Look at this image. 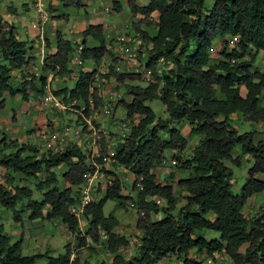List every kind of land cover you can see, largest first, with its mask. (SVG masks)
Returning a JSON list of instances; mask_svg holds the SVG:
<instances>
[{
  "label": "trees",
  "instance_id": "16d2710c",
  "mask_svg": "<svg viewBox=\"0 0 264 264\" xmlns=\"http://www.w3.org/2000/svg\"><path fill=\"white\" fill-rule=\"evenodd\" d=\"M59 1L63 8H80L93 0ZM210 1L206 6V0H148L144 5L125 0L131 14L142 16L131 23V30L143 44H149L141 62L142 69L149 72L148 82L144 86L124 83L140 81L142 75L120 72L113 67L117 57L106 48L101 25L95 24L80 33L82 38L91 37L96 45L82 44L72 87L52 90L64 100L75 99L85 108L89 99L93 107H99L102 99L92 86L97 71L80 67L85 60L99 64L105 55L110 63L107 71L98 76H112L116 83L125 84L124 93L130 97L129 101L119 97L115 103L124 110L127 119L136 116L137 121L119 138L112 158L114 165L128 169L133 175L131 188H135L140 178L141 189L132 202L139 240L136 253L128 259L117 253L128 245L129 239L115 231L117 220L112 213L102 212L108 199L129 198L121 194L122 183L114 173L106 170V174L114 176L111 185L101 198L85 207L82 217L86 226L82 231L68 207L78 200L77 187L83 182L82 174L95 168L87 162V155L74 143L59 151H42L0 132L3 170L0 206L12 211L17 222L22 213L29 220L57 219L74 242L72 247L67 241L63 252L56 256L26 255L22 253V239L12 241L0 224V264H35L40 259L44 264H162L161 260L170 254L182 257V264H200L189 257L191 250L210 258L224 253L231 264H264V178L256 177L264 176V141L254 140V130L238 134L230 120L232 113H238L245 121L264 124V73L252 65L258 51L264 50V0ZM111 4L114 12L120 10L117 0ZM153 13L155 30L149 35L140 26L152 23ZM215 42L219 46L218 58L212 60L210 53ZM29 49V42L19 39L15 27L0 13V110L5 107V97L19 94L21 99H26V91L34 88L32 75L26 80L22 72L30 61ZM72 50L71 42L56 32L55 49L44 57L41 68L56 69L60 76L72 75L74 71L68 67ZM137 58L140 60V56ZM14 70L20 76L13 81ZM44 81L40 79V83ZM152 99L164 106L165 119L156 118L146 106ZM87 112L85 109L84 113ZM182 120L190 127L189 136H199L187 157H181L186 139L176 126ZM235 147L252 161L237 194L230 189L231 172L224 164L227 160L240 164V156L232 155ZM106 148L101 137L94 158L96 163H102ZM167 150L173 151L177 168L188 171L186 177L176 181L178 191L184 193V203L175 214L177 197L173 195L172 185L156 182L151 172ZM61 165L65 167L61 179L68 185L63 188L59 187L54 171ZM17 175L36 180L35 185L17 183ZM33 191L40 193L39 200L32 198ZM257 193H263L261 205L256 215L246 217L243 206ZM156 214L160 215L153 218ZM101 232L104 240L100 239ZM211 232L217 233V237H209ZM99 239L112 254L110 262L80 260L75 251L85 247L88 241L97 244ZM245 243L247 246L240 253L238 250Z\"/></svg>",
  "mask_w": 264,
  "mask_h": 264
},
{
  "label": "rangeland",
  "instance_id": "374dc122",
  "mask_svg": "<svg viewBox=\"0 0 264 264\" xmlns=\"http://www.w3.org/2000/svg\"><path fill=\"white\" fill-rule=\"evenodd\" d=\"M57 0H55L56 2ZM148 0H136L138 4H145L147 3ZM54 2V1H53ZM107 3H111L110 0H93L89 1L87 6H84L86 11H92L93 8L96 10V14L102 16V23H104L107 26H113V22H117V19H119V15L116 14V12L111 11V13H106L102 9L107 6ZM121 4H124L123 0H120ZM206 6H209L211 4L210 0H206ZM59 9L57 10L59 13L65 14L67 16L68 20H60L61 17L53 19L52 22L54 23V27L51 30H55L54 28L58 27V30L62 32L63 37L66 39H69L70 34L68 33V28L71 25V22L75 20V16L77 14H82V8H75L72 6H68L67 8H63L61 4H59ZM126 11V8H125ZM29 19L32 21L33 19L36 21H39L37 17V13H35V10L30 6L29 7ZM153 18V16H150ZM38 19V20H37ZM39 23H41L39 21ZM49 25L51 27V21L49 20ZM143 27L147 30L149 35H153V30H155L153 23L146 24L143 23ZM29 30H30V35L28 36H23L21 39L28 41L27 38L31 39L37 38V32L32 30L31 25H29ZM57 32V31H56ZM124 33V38L126 39L127 37L131 38L132 40V45L130 46L134 47L136 49V55L140 56V61L135 55V66L132 68L128 67L127 61L123 62V57L124 55L127 56L126 52H124V48L127 46L126 43H123V39L121 40L122 43L117 45V48L120 50L121 54H117L118 56H122L121 58L117 57V61L113 64V67L120 71V72H141V75L143 74V70L141 68V62L143 60V55L141 53L145 52L149 44H146L145 46H141L138 37L133 33V31H128V35L130 36H125ZM135 35V36H134ZM30 41V40H29ZM28 41V42H29ZM231 40L230 42H232ZM145 47V49H144ZM144 51L142 52V50ZM218 43L215 42L214 46L211 51V59L214 60L218 57ZM137 50L140 51V54H138ZM111 53L113 54L112 49L110 50ZM261 53H264V50H260V53L256 55L252 61V65L254 68H257L260 72L264 73V61L262 56L260 55ZM263 55V54H262ZM74 58L77 56L74 55ZM114 56V54H113ZM108 56H104L103 60L99 63V66H97V71L98 73L106 72L107 71V66L108 63H110V59L107 58ZM106 58V59H105ZM127 59V57H124V60ZM108 60V61H107ZM138 60V61H137ZM210 60V61H212ZM78 64L77 62H75ZM139 63V64H138ZM103 64V65H102ZM138 65V66H137ZM74 69V73L69 76L65 77L64 80H61L62 86H66L68 88L72 87L75 78H76V67L70 66ZM85 67L89 69L88 67V62L85 64ZM35 69L39 71V66L36 65ZM26 75H32V72H27L25 73ZM143 76V75H142ZM141 76V77H142ZM56 79V77L54 78ZM14 81V79H12ZM16 80V79H15ZM12 83L14 84L15 82ZM56 82L58 80L56 79ZM148 81L142 77L140 81H130V80H125L124 83L126 84H132V85H140L144 86ZM60 84V85H61ZM94 87L96 88V94L98 97L102 99L101 105L98 107L96 110L94 109H89L87 114H78L76 112L70 111V110H65V111H56L53 109H48L46 120L48 122H57L60 123V125H68L70 127L72 126H81L82 127V136L80 137H75L72 135L68 136V140H66V144H71L74 143L76 144L86 155L89 153V144H91L92 141V135H91V128H94L96 131H99V136L100 138L103 137L105 139L106 145L110 146L111 140L114 138L118 140L122 135H126L127 132L129 131L130 127L135 124L137 121V117H133L132 119H127L125 117L124 110L116 106V99L119 97H124L127 101H129L130 97L125 95L124 93V87L125 84H118L116 81L113 79L112 76L109 77H96L95 81L93 82ZM57 83L54 84L52 87L55 89H58L60 86ZM58 86V87H57ZM61 87V86H60ZM51 90V91H52ZM29 102L17 100L16 97H10L7 96L5 97V107L0 111V119L3 118V113L5 112H10L11 109H16L18 107H22L23 104H26V107L23 105V108L27 110L29 108L28 106ZM22 104V105H21ZM146 106L151 108L153 111L154 115L156 118L160 119H165L167 117V113L164 110V106L160 103L159 100L157 99H152L147 101ZM108 108L110 113L109 114H104L102 108ZM36 112V111H35ZM30 110L26 112V117L19 118L20 123H21V128L19 134L23 136V139L19 140L23 143H27L30 145L36 146V143L33 142V138L35 137L33 133H35L36 129L27 131V128L29 127V124L31 123V117L30 115ZM22 114H24V111H22ZM28 114V115H27ZM80 115V116H79ZM22 116V115H21ZM31 118V119H30ZM230 120L232 123V126L236 129L238 134L244 133V132H249V131H255L254 135V140L261 139L264 141V124L263 123H258L254 124L249 121L243 120L238 113H232L230 115ZM40 124V123H39ZM33 125V124H32ZM36 126V125H34ZM179 127V130L181 134L185 137L186 139V146L183 152L181 153V157H187L190 155L192 149L194 146L197 144V140L199 136H189V131L190 127L186 123L185 120H182L176 125ZM9 127V126H8ZM27 131V132H26ZM30 136H28V135ZM7 136L10 137H15L12 134H10L9 129L6 132ZM20 135V136H21ZM28 137V138H27ZM99 138V139H100ZM16 139V138H14ZM19 141V142H20ZM99 141V140H98ZM98 141L95 142L97 144V153L99 149ZM40 149V148H39ZM168 156H172L173 158V151L167 150L165 151ZM232 155H239L240 156V164L234 165L230 161H224L225 166H227L230 169L231 172V177H230V189L233 193L237 194L239 192V189L242 185V183L245 180L247 170L251 166V158H249L247 155H242L238 151V147H235L232 151ZM106 158V157H105ZM176 163L173 165H159L157 164L154 168L151 169V172L154 174V178L156 182L159 183H165V184H170L172 185V192L174 197H177V203L175 204V208L173 210V213L175 214L180 206L183 205L184 199H183V191H178V188L176 187V181L180 178H184L187 176L188 171H182L179 168H177ZM103 165V166H102ZM64 166H58L54 168V171L57 173L58 176V185L60 188L67 187V183L61 179V173L64 171ZM107 171H110L114 173L119 181L122 183V189H121V194L122 195H127L129 198L125 200H120V199H108L103 207H102V212L104 215L112 213V215L116 218L117 220V225L115 227V231L119 234H122L126 237H128V245L125 247H121L118 249L117 253H119L123 258L128 259L132 255L136 253L137 250V245L139 244V240L136 236L138 233L137 230L135 229V220H136V211H135V206H130V203H134L135 195H136V188H131V184L133 181V175L129 172L128 169L118 166V165H113L109 161L107 162L106 160H103L101 164H99V171L102 173H105ZM1 175V173H0ZM112 176V175H111ZM19 181L17 183L22 184V185H27L29 187H33L35 185L36 180L34 179H26L23 178L19 175H17ZM41 178V175H39ZM114 176H112L113 178ZM257 178L263 179V175H256ZM1 182V178H0ZM104 192L97 194L95 196V200L99 199L102 197ZM263 193H257L252 196H250L242 209L243 215L246 217H250L252 215H256V212L261 205ZM32 198L35 200H39L40 198V193L37 191H33L32 193ZM155 201L157 200L156 197H153ZM157 202V201H156ZM158 203H163L161 199H158ZM17 208V207H16ZM18 209V208H17ZM160 215V214H159ZM156 214L153 218H156L159 216ZM82 224L81 229L82 231H85V219L83 217L80 218ZM0 224L2 225L3 228V233H6L8 236H10L12 241H15L19 238H21V246H22V253L23 254H28L27 250H29V254L31 253H37V252H44L48 255L51 256H56L59 253L63 252V246L64 244L68 241L71 246H74V242L70 237L67 238L66 230L64 229L63 225L59 223L58 221L52 222V220H29L25 216V214H21L20 220L17 222L13 219L12 216V211L3 208L0 206ZM209 237L216 238L217 233L211 232L208 235ZM37 239V242H35L34 239ZM101 239V238H100ZM97 244L91 243L88 241L87 245L82 248H78L76 254H78V257L80 260H87L90 263H96L101 260L105 262H110L112 254L109 253L104 245L103 241H100ZM40 242V243H38ZM247 244H243L239 248V252H243ZM32 250V252H31ZM74 252V253H75ZM189 257L194 259L195 261L199 262L200 264H231L230 260L227 258V256L224 253H217L214 255V258L210 257H205V255H202L200 253H196L193 250L189 252ZM182 257H177L175 254H170L167 257L163 258L161 260L162 264H182Z\"/></svg>",
  "mask_w": 264,
  "mask_h": 264
},
{
  "label": "crops",
  "instance_id": "0c3cea01",
  "mask_svg": "<svg viewBox=\"0 0 264 264\" xmlns=\"http://www.w3.org/2000/svg\"><path fill=\"white\" fill-rule=\"evenodd\" d=\"M112 1L113 0H110L111 3H112ZM117 1L120 3V0H117ZM123 1H124V4L120 3V10L118 12H116V14L119 15L120 17H119V19H117V22L112 23L113 26H107L104 23H102V16L96 14L95 8H93L92 11H86L85 8H83L84 6L88 5L89 1L85 2L83 4V6L81 7L82 8V14H77L75 16V20L71 22V25L68 28V33L70 34L69 39L66 38L67 40H69L71 42L72 47H73V50H72V52H70V55H69L70 58H69V64H68L69 66L68 67L70 69H72L74 71V69L72 67H70V66H74V67H76V71H77V66H76L77 64L75 63V61H73V62L71 61V58H74L73 54L76 55L75 47L77 45L82 46V44H85L88 47L96 45V42L93 41L91 39V37H86V38L81 37V34H80L81 31L86 29L89 25L100 24L102 27V33L104 35L105 42L109 46L108 48L112 49L115 57L121 58L123 56V54H121L120 50L117 48V45L120 44V39L124 37V33H127V34H125L126 37L130 36V35H128V31L129 32L132 31L131 30V23L137 21L139 18L142 17L138 14H134V15L131 14L128 11L125 0H123ZM34 2H35V0H0V13H1V15L5 21L11 23L15 27V35L19 39H21L23 36L30 35L31 32L29 30V25H31L32 30L37 32L36 33L37 38H33V37L31 39L27 38L28 41L30 40L29 41L30 49H29V54H28V56L30 57V61L27 64V66L22 68L23 73L32 72V79H33L34 88L28 89L26 91V93H27L26 99H21L19 94H16L15 96H13V97H16V99L18 101L21 100V101L29 102L28 103L29 108L26 110L25 109L26 104H23L25 106L24 108H23V105L21 104L22 107H18L15 110L11 109L9 113L5 112V113L1 114V115H3V118L0 119V132L3 133L9 139L16 138V140L18 142L20 141L19 138L23 139V136L21 134H19L20 128H21V123H20L19 118H22V117L25 118L26 112H28V110H30V112H31L30 115H31V117H33L32 119L31 118L30 119H31V123L33 125L29 124L27 131L33 130V129H35V127H37L39 125V123L40 124L43 123L46 120L48 110H47L45 115H42V112L44 111V109H42L41 106L37 102L38 95L40 93H43L44 87H48L50 90H52V89H54L52 87L54 84L57 83L58 85H60L61 80H64L65 77L71 76V75L60 76V75L56 74V71H57L56 69L49 71V69L43 70L41 68L43 65L44 57L47 54L52 53L55 49V33H56V31L60 33L62 38H64L62 35V32L60 30H58V27L54 28L55 30H51L54 27V23L52 22L53 19L61 17L60 20H66V19L68 20V18H67V16H65V14L59 13L57 11L59 9L58 2L60 4V1L57 0L55 2V0H40V2L43 4V7L48 11V18L44 22H42L37 15V17L41 23H39V21H36L34 19L32 21L28 20L29 19V13H28L29 7L31 6L35 10ZM111 3H107L106 4L107 6H105L102 10L106 13H111V11H113ZM138 5H140V4H138ZM141 5H143V4H141ZM125 8H126V11H125ZM35 13H37L36 10H35ZM63 15H64V17H63ZM150 16H153V18H151V21H152V23H154L156 21V14L153 13ZM49 20L51 21V27L49 25ZM140 27L142 29L146 30L143 27V24ZM139 42H140L141 46H145V44H143L140 40H139ZM131 43H132V40H131ZM145 47H144V49H145ZM106 48H107V46H106ZM144 49L142 50V52L144 51ZM118 53L121 54L122 56L121 57L118 56L117 55ZM145 53H146V51L141 53L143 55V59L145 57ZM258 53H260V51H258ZM258 53H257V55H258ZM135 55H136V53H135ZM260 55L262 56L263 61H264V53H261ZM138 56L136 55V57H138ZM124 57H127V56L124 55ZM124 57L122 58L123 62L127 61L129 68H132L135 66V64H136L135 58L129 59L127 57V59L124 60ZM76 58H77V60H79L78 56ZM103 58L101 60H103ZM87 62H88V66H90V67H88L89 69H87V67H85V64ZM36 65L39 66V71H37L35 69ZM97 66H99V64H95L91 60H85V61L81 62L80 68L82 70H85V71H88V70H91L92 68H95L97 71ZM141 68H142V65H141ZM98 71H97L96 77L98 75H102V71H100L101 73H98ZM144 71L145 70H143V73H144ZM133 72H137V71L135 70ZM12 75L14 77L13 79L17 80V79H19L20 72L18 70H14L12 72ZM30 76L31 75H26L25 79L29 80ZM55 77L58 80V82H56V79H54ZM41 78L45 79L44 84L40 83ZM60 86L63 87L62 84ZM60 86L59 87L57 86V87L61 88ZM93 87H94V84H93ZM41 89H42V91H41ZM22 111H24V114H22ZM49 123H52V122H49ZM34 125H36V126H34ZM8 129H9L10 134H12L15 137H10V136L6 135V132L8 131ZM28 136H30V135H28ZM0 173L1 174L3 173L2 168H0ZM83 219H85V218H83ZM51 220H52V222L58 221L57 219H51ZM81 224H82V222H81ZM64 229H65V227H64ZM66 234H67V232H66ZM66 236H67V238L69 237L68 234ZM34 240H35V242H37L36 238ZM38 243H40V242H38ZM29 252L30 251L27 250L28 254H29ZM31 252H32V250H31ZM37 253H44V252H37ZM31 254H33V253H31ZM35 264H44V261H43V259H40Z\"/></svg>",
  "mask_w": 264,
  "mask_h": 264
},
{
  "label": "built area",
  "instance_id": "2783aa9c",
  "mask_svg": "<svg viewBox=\"0 0 264 264\" xmlns=\"http://www.w3.org/2000/svg\"><path fill=\"white\" fill-rule=\"evenodd\" d=\"M34 7L37 12L39 19L44 22L48 18V11L43 7V4L40 0H35ZM126 43L127 46L124 48V52H126L127 57L129 59L135 58L136 50L134 47L130 46L131 38L127 37L126 39L123 37L120 39V43ZM107 48L109 47L106 45ZM81 45H77L75 47L76 55H78L81 51ZM71 61H75L79 63L77 58H71ZM104 72H102L103 74ZM143 77L146 81L150 79L149 72L144 71ZM96 79V78H95ZM94 79V81H95ZM93 86V83H92ZM37 102L41 106L44 111L42 115H45L48 109H53L56 111H65L70 110L76 112L80 115L85 114L84 110L94 109L93 103L91 99H89L88 106L85 108V105L76 101L75 99H66L64 100L61 96H57L52 93V91L48 87H44L43 93H40L37 97ZM96 110L98 107L95 108ZM104 114H109L110 111L108 108H102ZM79 115V116H80ZM36 131L34 134L33 142L36 143V147L40 148L42 151H59L66 145V140H68V136L72 135L75 137L82 136V127L81 126H68V125H60V123L48 121H44L35 127ZM99 131H96L94 128H91L92 141L89 144V153L87 155V162L92 164L95 168L93 171H88L82 174L83 182L79 184L77 187L78 192V200L75 204L70 205L68 207V212L77 217L78 221L81 224L80 218L83 216L85 207L92 201L95 200V196L105 191V189L111 185L112 176L111 174L102 173L99 171V164L94 161V158L98 155L97 153V144L96 141L99 140ZM123 136V135H122ZM121 136V137H122ZM119 140V139H118ZM115 138L111 140L110 146L106 145V158L103 160L109 161L113 163V155H114V146L118 142ZM99 145V141H98ZM99 151V149H98ZM101 164V163H100ZM175 164V159L172 156H168L166 153L161 158L159 165H173ZM103 166V165H102ZM135 188L137 191L141 189L140 178L137 179L135 183ZM158 202V199L156 200ZM130 206H133V203H130ZM100 236L102 239H105V235L101 232Z\"/></svg>",
  "mask_w": 264,
  "mask_h": 264
},
{
  "label": "clouds",
  "instance_id": "9594fccd",
  "mask_svg": "<svg viewBox=\"0 0 264 264\" xmlns=\"http://www.w3.org/2000/svg\"><path fill=\"white\" fill-rule=\"evenodd\" d=\"M82 47V46H81ZM76 56H78V55H76ZM102 239V238H101ZM102 240H104V239H102Z\"/></svg>",
  "mask_w": 264,
  "mask_h": 264
}]
</instances>
